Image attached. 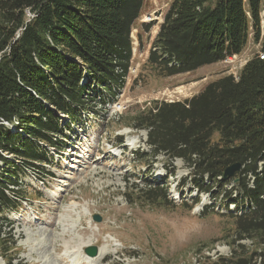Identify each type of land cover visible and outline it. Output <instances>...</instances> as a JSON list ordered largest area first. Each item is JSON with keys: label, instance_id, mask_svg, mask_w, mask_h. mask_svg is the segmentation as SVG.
<instances>
[{"label": "trees", "instance_id": "trees-1", "mask_svg": "<svg viewBox=\"0 0 264 264\" xmlns=\"http://www.w3.org/2000/svg\"><path fill=\"white\" fill-rule=\"evenodd\" d=\"M144 5L145 0H0V257L6 264H13L9 255L16 241L12 229L5 231L11 226L3 214L28 198L20 162L39 172L40 165L53 164L49 148L67 147L66 132L82 114L96 115V106L107 110L115 103L127 84L131 34ZM169 7L148 57L158 76L238 56L251 34L260 54L238 79L224 75L190 99L155 101L128 125L147 132L152 155L167 157L170 175L181 159L198 176L201 192L213 194L203 187L204 177L233 185L224 199L228 209L234 204L238 210L232 215L238 241L257 242L261 249L226 264H264V0H173ZM240 162L241 172L225 181L226 168ZM151 189L143 192L148 202H168L167 194Z\"/></svg>", "mask_w": 264, "mask_h": 264}, {"label": "rangeland", "instance_id": "rangeland-1", "mask_svg": "<svg viewBox=\"0 0 264 264\" xmlns=\"http://www.w3.org/2000/svg\"><path fill=\"white\" fill-rule=\"evenodd\" d=\"M172 1L145 0L131 34L132 66L124 90L107 110L98 105L96 115L92 110L82 114V121L67 131L66 149H51L56 155L54 175L47 178V187L39 184L42 198L34 185L44 171L20 162L26 174L22 188L29 198L17 214L13 210L3 214L11 224L5 231L12 229L16 241L9 255L13 264H88L85 250L75 254L67 250L88 240L94 244L91 247L108 248L110 254L100 264H226L229 258L260 248L251 240L238 241L232 217L238 210L234 204L228 209L224 199L233 185L219 186L204 177L203 187L213 194L201 192L198 176L181 159L174 161L175 172L170 175L167 157L152 155L147 132L128 125L155 101L190 99L224 75L238 79L245 65L260 54V44L251 34L238 56L193 72L158 76L148 57ZM149 24L153 26L146 32ZM151 187L167 194L168 202H148L143 192ZM30 209L37 215L31 226L26 220ZM95 216H100L99 222ZM0 264H6L4 258Z\"/></svg>", "mask_w": 264, "mask_h": 264}, {"label": "bare ground", "instance_id": "bare-ground-1", "mask_svg": "<svg viewBox=\"0 0 264 264\" xmlns=\"http://www.w3.org/2000/svg\"><path fill=\"white\" fill-rule=\"evenodd\" d=\"M73 209V208H72ZM71 212L73 210H70ZM32 223L29 222V225L31 226ZM64 236V235H63ZM94 244H92V241L91 240H88V241H85L84 243L80 244L78 246V248H75V246H71L70 249L69 247L67 248V250H71L72 253L75 254V252L80 251V252H83L87 247H90V246H93ZM98 256L96 257H91L89 255L86 256V262H88V264H100L109 254L110 252L108 251V248L106 246L104 247H100L98 249ZM76 262H79V259H77Z\"/></svg>", "mask_w": 264, "mask_h": 264}, {"label": "water", "instance_id": "water-1", "mask_svg": "<svg viewBox=\"0 0 264 264\" xmlns=\"http://www.w3.org/2000/svg\"><path fill=\"white\" fill-rule=\"evenodd\" d=\"M263 16H264V15H263ZM242 167H243L242 162H240V163H236V164H233V165L227 167L226 170H225V172H224V174H223V177H224L223 179H224L225 181H227V179L235 178V176H237V175L241 172ZM238 180H239V179L236 178V179H235V183H237ZM94 219H95L97 222H99V221H100V216H99V217H98V216H95ZM86 252H87L90 256H93V257H96V256L98 255V253H99L96 247H88V248L86 249Z\"/></svg>", "mask_w": 264, "mask_h": 264}, {"label": "built area", "instance_id": "built-area-1", "mask_svg": "<svg viewBox=\"0 0 264 264\" xmlns=\"http://www.w3.org/2000/svg\"><path fill=\"white\" fill-rule=\"evenodd\" d=\"M260 59H264V55H261V56H260ZM194 263H195V261H194Z\"/></svg>", "mask_w": 264, "mask_h": 264}]
</instances>
